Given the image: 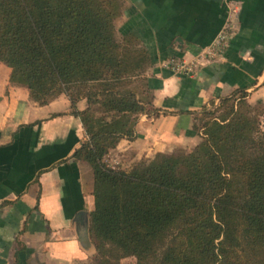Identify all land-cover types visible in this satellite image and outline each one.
I'll use <instances>...</instances> for the list:
<instances>
[{"label":"trees","instance_id":"1","mask_svg":"<svg viewBox=\"0 0 264 264\" xmlns=\"http://www.w3.org/2000/svg\"><path fill=\"white\" fill-rule=\"evenodd\" d=\"M123 13V0H0L11 82L40 105L66 96L81 119L74 157L93 173L92 264H264V106L254 109L246 92L197 118L192 150L128 170L105 164L120 140L135 138L139 117L156 113L149 51L134 32L117 37Z\"/></svg>","mask_w":264,"mask_h":264},{"label":"crops","instance_id":"2","mask_svg":"<svg viewBox=\"0 0 264 264\" xmlns=\"http://www.w3.org/2000/svg\"><path fill=\"white\" fill-rule=\"evenodd\" d=\"M126 2L118 33H136L149 51L156 113L139 117L132 141L120 140L122 155L136 161L199 143L197 118L237 92L264 106V0ZM226 25L224 50L199 60ZM170 60L191 74H173ZM10 77L0 62V264H92L93 174L74 157L86 137L81 119L66 96L40 105Z\"/></svg>","mask_w":264,"mask_h":264},{"label":"rangeland","instance_id":"3","mask_svg":"<svg viewBox=\"0 0 264 264\" xmlns=\"http://www.w3.org/2000/svg\"><path fill=\"white\" fill-rule=\"evenodd\" d=\"M126 5H127L126 0H123V9L124 10H125ZM123 20H124L123 15H121L119 18H117V20L115 21L116 30H118L120 28ZM117 37H118L119 40H121V38H120L121 36H120V34L118 32H117ZM147 72H148V69H147ZM147 72H146V75H147ZM139 84H140V88L139 89H142V90L144 89L143 86H146V82L145 81H137L135 83L136 86L139 85ZM148 94H150V96H151V93H148ZM248 103L251 104V106H253L254 109L256 107L262 108L261 105H259V103H257V102H248ZM253 113H254V111H253ZM263 115H264V113L261 114V116L259 117V122H260L261 127L264 129V118H263ZM197 144L195 143L194 145L186 146V148L176 149L173 153L184 152V151L188 152V151L192 150L193 148H195L197 146ZM173 153H171V154H173ZM153 157L154 156L149 157V158H143V159H138L136 161H133L131 159V155L130 156L129 155H122L117 150V146H115V147L111 148L109 150V152L105 155L104 162H105V164L107 166H109L111 168L128 170V169H130L132 167L133 164L138 163L139 161H142V160H145V159H151ZM122 264H135V259L134 258H127V259L122 261Z\"/></svg>","mask_w":264,"mask_h":264},{"label":"built area","instance_id":"4","mask_svg":"<svg viewBox=\"0 0 264 264\" xmlns=\"http://www.w3.org/2000/svg\"><path fill=\"white\" fill-rule=\"evenodd\" d=\"M233 29L230 25H226L222 32L217 36L213 44L206 47L198 56L199 60L213 59L221 53L226 47ZM165 67L171 70L173 74L176 75H190V70L187 65L179 60H170L165 64Z\"/></svg>","mask_w":264,"mask_h":264},{"label":"water","instance_id":"5","mask_svg":"<svg viewBox=\"0 0 264 264\" xmlns=\"http://www.w3.org/2000/svg\"><path fill=\"white\" fill-rule=\"evenodd\" d=\"M219 1H222V0H219Z\"/></svg>","mask_w":264,"mask_h":264}]
</instances>
